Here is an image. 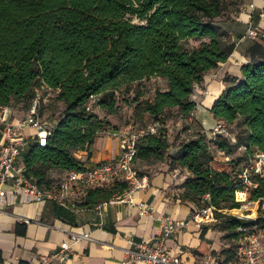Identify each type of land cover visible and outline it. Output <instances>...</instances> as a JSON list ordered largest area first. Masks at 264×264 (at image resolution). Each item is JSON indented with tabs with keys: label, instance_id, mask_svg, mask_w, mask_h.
I'll return each instance as SVG.
<instances>
[{
	"label": "trees",
	"instance_id": "16d2710c",
	"mask_svg": "<svg viewBox=\"0 0 264 264\" xmlns=\"http://www.w3.org/2000/svg\"><path fill=\"white\" fill-rule=\"evenodd\" d=\"M243 1L0 0V104L13 109L23 103L28 111L35 89L42 86L54 90L48 104H62L50 122L46 145L33 141L23 153L26 175L48 190L54 184L53 171L84 170L77 151H89L110 125L95 108L115 114L117 92L145 79L163 78L165 87L151 98L140 99L143 94L136 89L128 103L135 120L143 124L148 116L162 124L157 133L137 139L134 161L167 160L170 169L187 170L178 199L194 210L212 209L219 221L213 226L233 240V246L219 252L225 254L223 260L216 251L212 254L220 264H231L242 235L238 228L256 224L264 231V209L256 220L225 211L242 202L264 204V158L258 157L246 173L229 158L239 149L247 163L254 155L264 156V37L248 48L249 61L241 65L240 78H232L209 106L224 126L221 133L211 138L207 132H194L182 138L177 151L166 154L170 143L164 121L171 109L182 118L196 110L195 86L235 49L223 23L234 18ZM259 14L252 11L254 24ZM190 40L201 41L190 45ZM91 96L96 98L87 109ZM129 189L127 181L116 178L109 186L87 189L78 206L108 202ZM48 205L53 214L61 209L52 201ZM206 230L202 227L199 247L205 244Z\"/></svg>",
	"mask_w": 264,
	"mask_h": 264
},
{
	"label": "crops",
	"instance_id": "0c3cea01",
	"mask_svg": "<svg viewBox=\"0 0 264 264\" xmlns=\"http://www.w3.org/2000/svg\"><path fill=\"white\" fill-rule=\"evenodd\" d=\"M251 1L253 11L264 12V0ZM248 4L237 17L223 23L236 46L228 59L214 69L220 82L215 80L210 84L204 106H210L225 88L228 82L221 80L222 77L239 79L241 65L249 61L247 51L257 37L250 38L246 32L250 25L264 24V19L260 20L259 16L258 23L254 24ZM158 79L165 83L163 78ZM210 107L205 111L196 107L194 121L186 129L184 138L198 131L209 134L220 124L212 116ZM19 117L14 112L11 119L16 121ZM33 133L31 127H24V136L30 137ZM167 137L170 138L168 130ZM181 140L170 144L166 154L177 151ZM31 142L30 138L29 144ZM26 150L17 159L16 164L20 167H23ZM120 152L119 140L102 132L89 151L79 150L77 156L85 162V167H94L115 161ZM188 174L185 169H170L167 160L144 161L138 177L146 178L145 187L126 191L108 202L79 206L73 211L61 207L56 214L50 210L48 202L25 201L20 193L12 191L13 186L7 181L4 184L7 193L0 202V264H124L126 249L130 247L129 238L137 241L156 239L166 218L185 223L166 240V244L182 254L184 264H201L206 255L221 248L223 233L209 220L202 219L201 214L197 222L194 219L197 210L178 199L181 184ZM202 227H207L205 244L199 247ZM47 256L53 258L43 261L42 257Z\"/></svg>",
	"mask_w": 264,
	"mask_h": 264
},
{
	"label": "built area",
	"instance_id": "2783aa9c",
	"mask_svg": "<svg viewBox=\"0 0 264 264\" xmlns=\"http://www.w3.org/2000/svg\"><path fill=\"white\" fill-rule=\"evenodd\" d=\"M251 11L254 5H249ZM264 19V12L260 13V20ZM246 36L250 38L264 37V24L249 26ZM43 91H42V90ZM35 89V97L31 108L26 114L16 121L11 119L14 111L8 106L0 104V202L5 197L7 191L4 184L10 181L12 191L18 192L25 201H35L38 203L52 201L56 205L68 209L76 210L78 203L83 199L87 189L99 186H109L114 179L121 178L130 185L128 191L143 188L146 186V178L139 179L133 161L136 154L135 143L138 138L146 134H155L162 127L159 121H152L149 124L133 129L126 126L118 130H110L107 134L116 138L120 142L121 152L115 161L99 163L94 167H85L81 171H68L64 177L53 184L50 189L41 188L30 176H27L23 167L16 164L18 157L24 151L31 140L38 146H45L48 136L51 135V125L39 119L38 109L41 103L48 102L54 90L47 86ZM95 96H91L87 102V109L92 107ZM31 127L34 133L29 136L23 135L24 127ZM222 124L216 125L209 133L211 138L221 133ZM258 157L264 158L262 155ZM252 163H248L244 173L253 170ZM126 192V191H125ZM146 211V209H142ZM202 219L209 220L213 225L219 222L211 208L197 210L194 219L198 222V215ZM237 217L245 218L237 215ZM246 219V218H245ZM25 222H28L25 219ZM185 223L166 218L162 224L160 235L150 241H137L133 237L129 238L130 247L126 249L124 264H184L181 253L175 252L172 247L166 244V240L172 234L178 232ZM242 232L236 248V256L231 264H264V233L256 225L239 227ZM51 257H42L43 261H50ZM201 264H220L215 255H206Z\"/></svg>",
	"mask_w": 264,
	"mask_h": 264
},
{
	"label": "rangeland",
	"instance_id": "374dc122",
	"mask_svg": "<svg viewBox=\"0 0 264 264\" xmlns=\"http://www.w3.org/2000/svg\"><path fill=\"white\" fill-rule=\"evenodd\" d=\"M249 3V4H248ZM246 4L250 5L253 4L251 0H244L243 2L240 3L239 6V12L237 14L231 15V17H237L240 12L246 10ZM250 9V7L248 8ZM251 10V9H250ZM136 21V20H134ZM201 40H190L189 44L190 45H197ZM216 71V70H215ZM221 79V78H220ZM232 78L230 76H224L222 77L221 80H224L226 82H229ZM216 80V81H215ZM215 82H220L218 78H216L214 69L213 72L212 70L209 71L203 78V82L197 86H195L193 93H192V99L196 102V107L202 109V111H205L207 108H209L207 105H203L204 98L208 95V89L210 88V84ZM164 81L152 77L149 79L142 80L141 82L135 83L130 86L129 90L126 92L124 90H121V92H117L115 94V101H116V113L109 115L106 114L103 110L95 108V112L99 117L106 116L108 121L110 122L109 128L104 131L107 135L108 131L112 130H118L122 129L126 126H131L133 129H137L144 124H149L152 119H150L148 116L144 118V122L140 123L139 121L135 120L132 117V104H128L131 98L134 96L135 90L139 89L140 92L143 94L140 99H146V98H151L154 95V91L157 88H164ZM218 91V90H217ZM216 100V99H215ZM47 103V104H46ZM42 103L43 105L40 108L39 112V119L42 122H46V124H50L51 121L55 120L58 116V113L60 112L62 108V104L60 102L53 101L51 104H48V102ZM207 107V108H206ZM13 111L16 113L17 116H21L19 118H22L27 110L23 108V103H18L15 104ZM195 113L193 112L192 114L189 115V117L182 118L177 116L176 110L171 109L165 114V123L168 125V128H166L169 133H170V138L169 143L170 144H175L180 140V138H183V135L186 134V129L191 125L192 120L194 121ZM224 126L222 125V128H219L222 130ZM211 131V130H210ZM229 158H234L235 161L237 162V168L238 169H246L247 166V161L244 159L243 156V149L236 150L232 155L229 156ZM258 158V155H254L251 158V162L253 163L256 161ZM142 161L137 160L134 161L133 163V168L135 169L137 175L139 176L140 170L142 169L143 166ZM244 169V171H245ZM51 176L53 178L54 184L60 181L64 177V173L60 171H53L51 173ZM237 197V195H236ZM243 200V199H242ZM240 200V201H242ZM264 209V204L259 206L258 203H247V202H242L238 208L230 209V210H225L227 213L231 215H239L241 217H245L246 219H252L256 220L258 215H259V210ZM218 223V222H217ZM256 225V224H255ZM257 227V225H256ZM214 228H216L214 226ZM258 228V227H257ZM217 229V228H216ZM259 229V228H258ZM264 233V231H261ZM223 233V232H222ZM224 235V233H223ZM222 235L221 239L223 241V245L221 248L216 252L219 253L221 249L228 247L229 245L233 246V240H228ZM219 258L220 260H223L225 257V254L219 253Z\"/></svg>",
	"mask_w": 264,
	"mask_h": 264
},
{
	"label": "bare ground",
	"instance_id": "6f19581e",
	"mask_svg": "<svg viewBox=\"0 0 264 264\" xmlns=\"http://www.w3.org/2000/svg\"><path fill=\"white\" fill-rule=\"evenodd\" d=\"M212 93V92H211ZM214 93V92H213ZM214 95V94H213ZM217 96V95H216ZM207 97V96H206ZM209 97H211V95H209ZM214 97V96H213ZM207 99V98H206ZM214 100H215V98H214ZM207 103H210V102H207ZM209 107V106H208Z\"/></svg>",
	"mask_w": 264,
	"mask_h": 264
}]
</instances>
